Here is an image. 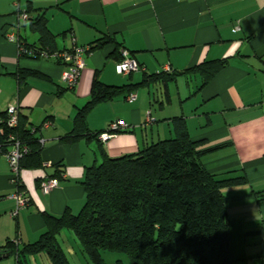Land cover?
Listing matches in <instances>:
<instances>
[{
  "label": "crops",
  "instance_id": "1",
  "mask_svg": "<svg viewBox=\"0 0 264 264\" xmlns=\"http://www.w3.org/2000/svg\"><path fill=\"white\" fill-rule=\"evenodd\" d=\"M41 16L54 52L71 50L73 39L81 46L113 40L91 50L73 90L63 82L59 61L20 52L40 49L31 23ZM125 55L140 70L118 74ZM225 60L228 65L205 84L197 67ZM96 78L110 87L138 86L136 100L130 103L131 94L124 93L95 106L86 116L90 136L70 141ZM11 106L26 128L49 125L36 135L44 141L43 166L22 170V191L0 154V250L13 241L21 248L38 242L48 230L47 216L78 215L88 169L174 139V119H183L204 151L208 173L220 180L247 177L248 183L223 190L231 257L233 264H264V0H0V118ZM118 121L127 127L107 143L93 137L111 132ZM55 176L59 186L43 192L41 183ZM17 190L29 203L13 217ZM58 242L70 264H92L72 231L64 230ZM103 259L132 264L118 253L104 252ZM23 261L51 264L46 253Z\"/></svg>",
  "mask_w": 264,
  "mask_h": 264
},
{
  "label": "trees",
  "instance_id": "2",
  "mask_svg": "<svg viewBox=\"0 0 264 264\" xmlns=\"http://www.w3.org/2000/svg\"><path fill=\"white\" fill-rule=\"evenodd\" d=\"M31 28L40 35V49L54 52L55 39L45 17L32 21ZM112 42L104 38L90 48L96 51ZM227 65L226 60L210 62L196 71L207 84ZM137 87H110L96 78L90 101L78 114L68 139L90 136L86 127L88 112L124 93L132 95ZM173 125L174 139L148 146L137 155L106 157L100 165L88 169L82 211L61 218L47 216L48 230L38 242L22 248L9 242L0 250V257L6 253L15 257L17 264H23L27 257L46 253L51 264H70L58 242V236L69 230L92 264H105L104 252L126 255L132 264H233L223 190L246 184L248 179L243 175L220 180L208 173L201 162L204 151L191 140L185 121L174 119ZM33 128H26L20 117L18 128L11 130L5 125V135L0 136V143L6 145L1 155L7 152L11 135L28 146L29 152L21 160L22 170L43 166L42 146L36 136L40 130L33 133ZM18 187L23 190L20 181Z\"/></svg>",
  "mask_w": 264,
  "mask_h": 264
},
{
  "label": "built area",
  "instance_id": "3",
  "mask_svg": "<svg viewBox=\"0 0 264 264\" xmlns=\"http://www.w3.org/2000/svg\"><path fill=\"white\" fill-rule=\"evenodd\" d=\"M24 19H27V16H23ZM10 39H14L13 36H10ZM74 45L69 51H59V52H48L46 50L34 49V50H23L20 48V52L23 54H29L32 56H39L41 58L49 59L52 58L54 60L60 61L64 66L63 72V82L66 86L73 90L78 85L80 78L82 76V72L86 67V57L91 53L90 46H81L76 44V40L73 39ZM126 56V55H125ZM127 57V56H126ZM116 70L120 75H129L132 72L140 70L138 63L130 58H125L123 61L117 64ZM136 100V95L132 94L129 96L128 101L133 103ZM20 121L19 109L17 106H11L6 112L5 118L0 119V124L6 125L9 129L14 130L18 128ZM49 124H45L42 128H47ZM4 126L0 127V136L5 135ZM127 127V124L123 121H118L110 126L111 132L103 133L100 135L103 143H107L112 138L117 136V133L120 130H123ZM42 128H39L41 130ZM37 128H33L32 132L37 133ZM39 132V131H38ZM7 142L10 143L7 152L5 153L6 158L8 159L11 169L13 171V182L18 185L20 181V175L22 172L21 169V160L22 158L28 154L29 148L28 146L22 144L19 140L16 139L15 136L11 135L7 139ZM40 143L43 144L44 141L40 140ZM3 143H0V151L5 147ZM59 186V180L55 178L45 179L41 183V188L43 192L50 193L52 190ZM14 199L16 200L17 207L16 211L13 213V217L17 216L18 212L28 206V198L17 190L14 195ZM18 244L17 241H13Z\"/></svg>",
  "mask_w": 264,
  "mask_h": 264
},
{
  "label": "rangeland",
  "instance_id": "4",
  "mask_svg": "<svg viewBox=\"0 0 264 264\" xmlns=\"http://www.w3.org/2000/svg\"><path fill=\"white\" fill-rule=\"evenodd\" d=\"M0 264H14V259H6L4 261H1Z\"/></svg>",
  "mask_w": 264,
  "mask_h": 264
},
{
  "label": "water",
  "instance_id": "5",
  "mask_svg": "<svg viewBox=\"0 0 264 264\" xmlns=\"http://www.w3.org/2000/svg\"><path fill=\"white\" fill-rule=\"evenodd\" d=\"M9 258H10V255L4 253V254H2V256L0 257V260H2V259H9Z\"/></svg>",
  "mask_w": 264,
  "mask_h": 264
}]
</instances>
